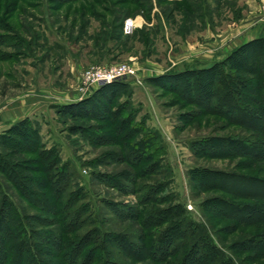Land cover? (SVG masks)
Here are the masks:
<instances>
[{
    "label": "rangeland",
    "instance_id": "374dc122",
    "mask_svg": "<svg viewBox=\"0 0 264 264\" xmlns=\"http://www.w3.org/2000/svg\"><path fill=\"white\" fill-rule=\"evenodd\" d=\"M238 5L233 0H0V141H12L0 142V157L4 159L0 158V166L9 170V178L29 176L43 181L46 175L39 161L48 158L50 151L58 161L57 168L66 166L67 175H71L67 190L56 199H51L50 188L39 189L36 183H25L27 193H43L50 199L57 211L54 217L27 201L0 173L1 191L12 201L23 229H46L30 222L33 217L55 219L58 228L63 226L69 218L64 208L68 193L79 189L83 197L77 206L85 205L87 211L82 217V228L71 236L74 242L92 228L100 234H134L133 237L141 231L144 243L152 241L156 233L171 228L173 221L183 214L158 218L156 226L146 227L144 210L155 212L181 205L184 215L204 226L208 237L226 257H239L238 264H264V223L237 218L247 215L241 214L245 205L261 200L247 195L256 196L264 191H253L241 184L233 188L236 193L227 189L229 179L238 176L264 180L263 164L248 156H233L227 145L250 141L254 132L208 114L205 108H215L218 103L228 105V110L230 102L237 99L238 88L234 83L220 86L217 74L193 77L194 73L225 61L238 48L214 59L215 48H209L210 39L205 33L210 28L218 35L240 20L242 8ZM129 19L135 26L127 34L123 27ZM251 56L234 59L235 73H242V62L252 61ZM117 64H126L132 71L120 80L125 87L119 91L113 88L111 94L106 92L104 97L95 96L84 103L100 86L88 89L82 82L83 74ZM246 68L254 70L249 64ZM221 69L228 71L225 67L218 71ZM169 73L180 75L167 77ZM240 75L245 77L244 73ZM197 80L202 90L199 94ZM72 104L90 116L72 118L59 112L58 107ZM118 105L141 129L131 141L147 140L150 158L127 161L125 152L132 149L128 147L132 142L112 132L116 123L106 113V108ZM25 121L36 136L28 132ZM77 128H89L98 138L86 140L75 131ZM210 139L222 141L209 147L211 153L218 149L230 154L204 155L197 144ZM28 148L35 150V154L28 153L26 150H32ZM132 150L140 154L138 149ZM40 151L44 154L37 159ZM115 154L120 157H114ZM128 174L134 179L133 185L126 180ZM110 179L132 191L122 195L111 186ZM155 188L162 189V193L154 195ZM145 197L151 201L161 197L163 202L140 206ZM108 204L138 208L140 214L135 222H120ZM259 241L262 243L258 246L262 247L257 250L255 243ZM32 242L49 251L47 256L40 255L45 261L62 264L68 259L70 246L56 253L48 244L34 239ZM5 249V263L12 264L17 255L15 244L9 243ZM115 261L149 263L130 262L120 253Z\"/></svg>",
    "mask_w": 264,
    "mask_h": 264
},
{
    "label": "trees",
    "instance_id": "16d2710c",
    "mask_svg": "<svg viewBox=\"0 0 264 264\" xmlns=\"http://www.w3.org/2000/svg\"><path fill=\"white\" fill-rule=\"evenodd\" d=\"M75 0H64V2H73ZM264 39H255L241 47L233 50L226 58L225 61L221 63H216L214 66L201 70L197 73H194L193 77L198 76L197 78H202L207 75L217 74L219 84L228 85L234 83V85L238 88L237 91V99L236 101H231L230 108L226 109L228 105H221L216 103L215 108L205 107L208 114L220 116L223 119L227 120L228 123L235 126H240L246 130L254 132L253 137H250V141H234L228 142V148L231 149L233 156H248L252 161L258 162L259 164L264 165ZM252 55V61L244 60L245 63L242 68V73L245 74L240 75L242 73H235L236 69L232 66L234 59L237 57H241L243 55ZM248 64L252 66L253 71H249L246 67ZM224 68L228 71H218V68ZM233 72V74L231 73ZM176 75L174 73H169L167 77ZM193 74V73H192ZM180 75L179 73L176 75ZM192 77V76H190ZM234 78V79H233ZM233 80L235 82H233ZM196 91L199 94L202 90L200 87V83L198 80L196 81ZM117 87V89H116ZM124 88L121 81H114L110 84H104L99 87L96 93L92 97H88V101H84V103L90 102L95 96L104 97L106 92L112 93V89L115 88L116 91H119L120 88ZM204 94V95H203ZM202 95L205 96L206 93ZM199 96V95H198ZM229 96V95H228ZM197 99V97L195 98ZM194 98L193 102H197ZM226 99L224 98L222 102ZM108 103H111L109 100ZM113 103V102H112ZM229 103V104H230ZM244 104V106L242 105ZM115 108V109H114ZM114 108L107 109L106 113L108 114V118L114 119L115 125L112 128V132L120 135L124 138V140H128L127 142H132L131 145L128 144L130 149L139 150L140 154H136L135 151L129 150L127 153V161L130 160L134 162L137 160H142V158H150V154H148V145L147 140H134L137 135L140 133L141 129L133 123V119L127 114V111L124 110L121 106H116ZM59 112L62 114H69L70 117L75 118L79 115H82L86 118V116H90V113L77 110V105H64L62 107H58ZM125 115V118L119 119L121 116ZM26 122V127L28 132H30L33 136L37 134L30 127V123ZM31 128V129H30ZM75 131L79 132L78 134L85 138L90 137L91 141H94L98 138L97 134L90 131L89 128H77ZM5 138H3L4 140ZM1 140L2 144L12 143L11 140L7 139L6 141ZM29 140V139H28ZM254 140V141H253ZM224 142V141H223ZM222 143L220 140H207L201 144H197L200 148L202 147L203 154L206 156H228L230 153H223L220 150L216 149L213 153H211V147H215L214 144ZM227 143V142H225ZM32 142L29 141L28 145H31ZM18 148H22L17 144ZM33 147V145H32ZM32 149V148H28ZM28 153H34L35 150H26ZM43 152V151H42ZM35 154V153H34ZM44 154L38 152L37 159H39V155ZM50 154V155H49ZM48 158H43V161H39L42 164V170L44 175H46L45 180L34 179L29 176H20L15 179L10 177L9 170L7 168H3L0 166V173L6 176L7 179L13 184V186L19 190L23 197L28 198L27 201H30L34 206L42 210L44 213L49 214L51 216H57L56 209L52 203H50V199H48L43 193L35 194L33 192H26V181H30L37 184L39 189L50 188L53 192L51 195V199H56L62 196L63 192L67 190L69 185V180L71 175H67V168L63 166L58 167V161L54 158V155L49 151ZM214 154V155H212ZM109 155H111L109 153ZM114 157H120L119 154L113 155ZM129 156V157H128ZM3 159V157H0ZM35 159V160H37ZM33 159H31L32 161ZM37 161V163L39 164ZM56 170L55 174L51 172ZM126 180L130 184L133 185L134 179L131 174H128ZM19 180V181H17ZM231 182L228 185V192L236 193L233 191V188L237 186V184H241L242 187L247 186V188H252L253 191L263 190L264 191V180L260 178H247L238 176L235 179H229ZM111 186L114 187L119 193L125 195V193H129L132 190L127 189L126 186L118 183L116 179H110ZM156 187V186H155ZM158 187V186H157ZM0 184V264H6L7 255L5 253V247L9 243L15 244L17 255L13 260L12 264H58L53 262L45 261L40 255H48V252L44 249H39L35 243L32 242V239L48 244L52 250L56 253L61 252L63 248L66 246H70V252L68 253V259L62 264H85V260L87 264H119L115 261V257L117 254H121L125 256L130 262H142L147 261L148 264H238V259L226 257L222 251L217 248L211 238L206 234V229L201 224L193 223L187 215H184V208L181 205H174L170 208L165 209H155V212L150 211L149 209H145L146 216L143 220V225L146 227L156 226V221L158 218H164L172 216L176 218V216L183 214L180 218L173 221L174 225L171 228L163 229L161 232L156 233L157 235L153 237L152 241L143 242L145 237H143L142 232L137 233V237L134 234H118V233H105L100 234L97 229L92 228L90 232L85 233L83 236L80 235L77 238V241L74 242L71 239L72 235L75 231H78L82 228V224L84 223V219H82L83 215L86 213L87 208L85 205H78V202L82 199V195L80 194L81 190L76 189L74 193L70 191L68 193L66 204V213L65 216H69L68 220L64 223L60 228L57 227V222L55 219H46L33 217L30 219V222L39 223L41 228H46L44 231H36L34 227L28 226L27 230L23 229L20 225V217L17 212L12 209V201L10 198L2 193ZM232 189V190H230ZM156 193H162V189L155 188ZM242 191V190H241ZM248 192V191H247ZM252 192V191H250ZM244 193V192H243ZM249 193V192H248ZM241 195L242 193H237ZM256 196H250L249 198L256 199L261 198L260 201L264 200V193H257ZM263 194V195H262ZM245 195V194H242ZM151 197V196H150ZM150 197H145V199H141L139 205H146L151 203L160 204L163 202L162 198L153 199L151 201ZM50 201V202H49ZM253 205H245L241 214L246 213L245 216H240L237 213L236 216H240L237 218L240 221H248L251 223H264V202H260ZM31 204V205H32ZM139 206V207H140ZM70 207H73L72 210H68ZM108 207L115 213L120 222L124 221H133L135 222L137 216L140 214L139 209L129 207L125 205H111L108 204ZM65 220V219H64ZM154 222V223H152ZM14 228V229H13ZM18 234L16 237L13 235ZM19 235L21 237H19ZM25 235L27 237H25ZM24 236V237H23ZM18 240L12 242L10 240ZM258 242V241H257ZM255 243V248L260 250L262 246H258L262 242ZM35 246L37 248H35ZM35 248V249H34ZM117 251V252H116ZM4 252V253H3ZM119 252V253H118ZM36 253V254H35ZM39 254V256L37 255ZM254 260L256 257H253ZM234 259V260H233ZM238 262V263H237Z\"/></svg>",
    "mask_w": 264,
    "mask_h": 264
},
{
    "label": "crops",
    "instance_id": "0c3cea01",
    "mask_svg": "<svg viewBox=\"0 0 264 264\" xmlns=\"http://www.w3.org/2000/svg\"><path fill=\"white\" fill-rule=\"evenodd\" d=\"M233 1L242 8L240 20L222 30L218 35L210 28L205 30L207 38L210 39L209 48L214 47L216 51L214 59L223 58V52L239 47L248 41L264 39V0Z\"/></svg>",
    "mask_w": 264,
    "mask_h": 264
},
{
    "label": "built area",
    "instance_id": "2783aa9c",
    "mask_svg": "<svg viewBox=\"0 0 264 264\" xmlns=\"http://www.w3.org/2000/svg\"><path fill=\"white\" fill-rule=\"evenodd\" d=\"M134 21L129 19L124 23V32L130 34L134 28ZM129 74H132L129 66L126 64L112 65L107 68H97L86 71L82 76V82L86 87L93 88L104 84H110L114 81H120Z\"/></svg>",
    "mask_w": 264,
    "mask_h": 264
}]
</instances>
